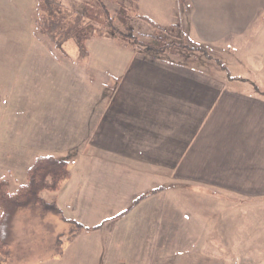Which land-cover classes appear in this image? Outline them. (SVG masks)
Returning a JSON list of instances; mask_svg holds the SVG:
<instances>
[{"label":"crops","instance_id":"1","mask_svg":"<svg viewBox=\"0 0 264 264\" xmlns=\"http://www.w3.org/2000/svg\"><path fill=\"white\" fill-rule=\"evenodd\" d=\"M176 3L184 7V16L173 26L201 46L226 49V40L241 45L256 34L264 39V28L259 29L264 26L250 30L264 24V0ZM119 44L104 48L120 63L115 69L102 66L96 80H82L90 50L82 61L78 51L77 58L51 55L57 61L52 65L26 64L35 82L53 67L78 68L70 77L80 81L79 107L90 110L50 113L32 128H12L9 141L0 142V150L8 151V175L17 170L25 181L39 155L67 161L71 177L51 192L53 201L66 218L92 228L81 234L97 236L103 264H201L194 263L190 249L162 254V230L178 231L174 218L182 214L177 205L181 187L264 199V95L243 77L215 74L164 53L152 56L129 42ZM67 74L56 79H68ZM80 92L89 99L82 100ZM96 100L100 104L95 107ZM12 102L15 113L9 116L18 118ZM49 215L54 214L38 217L53 221ZM186 239L175 245L167 238L164 244L188 248L190 241L181 244Z\"/></svg>","mask_w":264,"mask_h":264},{"label":"rangeland","instance_id":"2","mask_svg":"<svg viewBox=\"0 0 264 264\" xmlns=\"http://www.w3.org/2000/svg\"><path fill=\"white\" fill-rule=\"evenodd\" d=\"M87 1L60 0L64 5L63 9H67L66 12L71 14L68 17L70 21H73L71 17H74L71 12H83ZM101 2L110 14L117 12L119 3L125 5L130 16L131 31H127L115 20V30L103 29L88 41V50L92 56L88 69L81 70L83 81H90L88 78H100L99 73L104 68L102 66L109 67L104 69H115L120 63L116 54L106 52L107 46L118 47L120 42L126 41L141 52H146V36L156 32L169 42L188 46L185 49L175 47L174 50L179 54L171 55L165 52L166 56L183 60L185 63H194L196 66L204 65L211 72L222 76L230 74L232 77H243L259 91L264 90V39L258 38L259 34L254 38L249 36L241 40V45L226 40L227 43L230 42V45H225L228 46L226 49L205 46L211 55V58H206L201 50H190L189 47H194L197 43L188 40L173 26L180 24L184 16V7L177 5L176 0ZM36 14V0H0V113L4 114L0 116V142L9 141L12 128H32L43 121V116H51L50 113L58 112L61 115L71 110H90L79 107L82 102L77 99L80 81L70 77V73L79 70L78 68L53 67L50 72H41L37 82L34 81L33 73L26 68V64L34 62L49 65L57 62L51 57H56L57 54L52 51L51 45L45 39L38 40L36 37ZM261 26L264 24H253L250 30L254 31ZM64 49L69 54L68 57H78V48L73 39L64 43ZM63 72H68V79H56L57 74ZM85 73L87 80L84 79ZM80 97L82 100H88L90 96L80 92ZM11 101L12 106L17 107V115L20 116L18 118L9 116L13 110L10 107ZM97 104H100V101L96 100L95 107ZM27 109L28 114L24 115ZM6 159L8 151L0 150V178L8 179L7 188L14 192L23 183L24 176L17 170L9 176L10 165ZM42 197L45 202H51L54 194L45 192ZM177 197L179 211H182V214L174 218L179 224L178 231L162 230V254L175 249H190L195 255L194 263H207L203 261L204 257L211 259L209 264H264V199H239L186 186L178 189ZM38 215V212L31 208L18 212L11 226L9 261L0 256V264L104 263V251L101 250L102 247H98L99 239L96 235L81 234L77 228L70 227V224L64 223L54 215L47 218L56 221H43V217L39 218ZM182 216L187 221L182 222ZM58 233L63 234L58 237ZM186 237L188 240H181V244H188L190 241V247L178 245L174 248L180 243V239ZM167 238L175 242L174 247L169 246L167 242L164 244ZM55 249L60 252L52 255Z\"/></svg>","mask_w":264,"mask_h":264},{"label":"trees","instance_id":"3","mask_svg":"<svg viewBox=\"0 0 264 264\" xmlns=\"http://www.w3.org/2000/svg\"><path fill=\"white\" fill-rule=\"evenodd\" d=\"M179 1L182 2V0ZM36 4V37L38 40L45 39L51 45L52 50L60 54H56V57H68L64 43L73 39L79 51V58L81 61L84 60L89 55L87 42L103 29L115 30V20L120 22L127 31H131L128 8L121 3H119L117 12L110 14L101 0H88L84 4L83 12L78 10L71 12L74 16L71 17L73 21L68 20L71 14L66 12L67 9H63L64 5L60 0H36ZM144 45L145 53L152 56L165 52L178 55L179 53L174 50L175 47L184 49L188 47L174 41L169 42L156 32L146 36ZM189 48L190 50H201L206 58H211L205 46L197 44ZM259 93L264 95V92L259 91ZM25 175L24 183L20 184L14 192L8 190V180L4 177L0 178V256L6 260H9L11 255L12 221L22 209H34L40 216L57 215L70 224V227L77 228L80 233L92 230L73 219L66 218L55 201L45 202L41 197L43 192L58 191L62 183L71 177L67 161L54 156L39 155L27 168ZM124 213L118 214L113 219L120 218ZM59 252L56 249L54 255Z\"/></svg>","mask_w":264,"mask_h":264}]
</instances>
